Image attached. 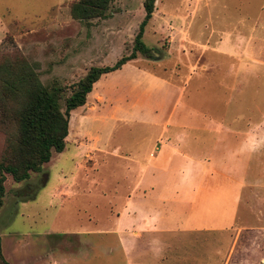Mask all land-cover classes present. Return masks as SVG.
<instances>
[{"label":"rangeland","instance_id":"obj_1","mask_svg":"<svg viewBox=\"0 0 264 264\" xmlns=\"http://www.w3.org/2000/svg\"><path fill=\"white\" fill-rule=\"evenodd\" d=\"M74 1L0 0V48L11 47V39L36 64L43 84L57 80L69 86L89 68L111 66L132 51L143 0H113L107 18L89 24L70 16ZM251 27L252 58H239L244 48L234 37L228 52H218V33L248 35ZM143 42L151 49L149 58L138 56L135 67L128 62L103 75L86 104L70 113L61 153L28 181L7 175L0 236L9 264H97L98 253L76 255L81 242L74 233L109 228L106 216L131 194L135 155L154 143L166 117L175 122L190 114L221 125L230 148L243 154L230 156L239 171L218 173L232 178L227 190L237 203L236 219L224 229L196 234L193 245L185 236L160 239L159 251L146 247L141 259L173 263L179 254L192 253L199 264H264V0H157ZM239 61L246 63L245 72L235 68ZM133 68L158 86L132 91ZM247 133L262 135V147L248 141L244 153L239 135ZM196 134L186 131L190 139ZM3 143L0 132V153ZM99 237L90 236L94 244ZM104 239V245L116 244L114 237ZM120 254L111 252L109 264H122Z\"/></svg>","mask_w":264,"mask_h":264},{"label":"crops","instance_id":"obj_2","mask_svg":"<svg viewBox=\"0 0 264 264\" xmlns=\"http://www.w3.org/2000/svg\"><path fill=\"white\" fill-rule=\"evenodd\" d=\"M214 34L215 31L211 30L210 38ZM254 34L253 27L248 35L239 31L235 35L218 33V43L221 45L218 52H228L225 50L229 49L228 45L232 42L230 39L234 37V42L244 48L242 52L239 51V58L246 55L252 58L250 45L255 43ZM235 48L230 51L234 55L237 54ZM136 59L129 62L134 65ZM246 66L245 62L239 61L235 68L245 72ZM201 69L207 70V66L203 64ZM134 72L136 82L131 88L132 91L142 84L147 87L158 86L151 84L144 70L136 69ZM134 99L132 98L127 110L130 115L135 114ZM214 124L209 117L200 119L196 114L177 117L175 122H172V116L166 117L154 143L151 146L146 145L142 155H135L133 164L136 167L131 194H127L115 212L106 216L109 228L95 233H74L81 242L76 255L79 253V257L85 259L92 253H98L100 259L97 264H109L110 253L120 250L122 264H199L192 253L190 258L179 254L180 258L173 263L143 260L141 253L146 247L154 252L159 251L160 239H169L171 235L177 238L185 236L193 245V236L196 234L224 229L236 219L237 203L233 199L234 195L227 190V185L231 186L232 178L229 174L220 176L218 173L240 170L235 161L230 159L231 154L234 156L237 150L230 148L229 135L223 131L222 126ZM191 130L199 132V135L188 138L186 131ZM181 131L183 132L180 133ZM239 136L244 137L239 144L244 147V153L248 141L252 145L254 140L256 145L262 147L260 134L255 133L251 138L248 133ZM233 184H237L235 179ZM93 235L101 236L95 244L90 238ZM108 236L115 238V248L104 245V238Z\"/></svg>","mask_w":264,"mask_h":264},{"label":"trees","instance_id":"obj_3","mask_svg":"<svg viewBox=\"0 0 264 264\" xmlns=\"http://www.w3.org/2000/svg\"><path fill=\"white\" fill-rule=\"evenodd\" d=\"M157 0H143L144 16L134 37L132 51L111 66H93L77 82L67 86L57 80L43 84L36 64L14 45L0 48V208L7 175L14 182L28 181L40 173L54 153L66 145L70 113L86 104L93 86L103 75L120 70L138 56L150 57L143 35ZM113 0H76L70 4L72 19L89 24L107 18ZM67 137V138H66ZM0 264L4 258L0 236Z\"/></svg>","mask_w":264,"mask_h":264}]
</instances>
